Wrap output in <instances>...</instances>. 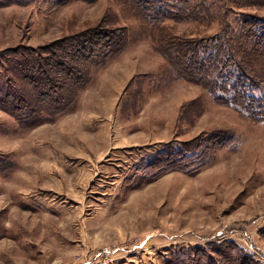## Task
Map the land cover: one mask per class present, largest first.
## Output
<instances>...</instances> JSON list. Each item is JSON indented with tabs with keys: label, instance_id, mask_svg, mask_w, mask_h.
I'll use <instances>...</instances> for the list:
<instances>
[{
	"label": "rangeland",
	"instance_id": "obj_1",
	"mask_svg": "<svg viewBox=\"0 0 264 264\" xmlns=\"http://www.w3.org/2000/svg\"><path fill=\"white\" fill-rule=\"evenodd\" d=\"M206 1V17L152 21L131 0H0L4 90L19 54L59 52L100 25L127 34L63 111L31 120L0 106V264H165L226 242L264 264V115L172 77L166 59L169 40L264 21V0ZM259 48L246 69L264 92ZM183 142L199 156L187 168L170 154Z\"/></svg>",
	"mask_w": 264,
	"mask_h": 264
},
{
	"label": "trees",
	"instance_id": "obj_2",
	"mask_svg": "<svg viewBox=\"0 0 264 264\" xmlns=\"http://www.w3.org/2000/svg\"><path fill=\"white\" fill-rule=\"evenodd\" d=\"M131 1L137 10L152 21L169 16L190 17L192 14L199 19L208 13L206 0ZM236 24V27L231 28L229 22L218 34L201 41L169 40L167 67L172 77L187 76L190 80L204 82L205 87L215 90L214 98L263 116L264 92L255 84L252 79L254 75L248 73L246 67L256 64L255 60L261 62L262 56L259 55L263 52L259 47H264V21L243 16L237 19ZM100 27L91 35L76 40L69 48L63 44L59 52L52 50L43 54L34 49L35 52H30L32 55L16 56L13 61L16 79L7 90L0 88V106L18 118L31 120L39 119L42 114L63 111L87 82L91 68L103 64L106 58L117 53L118 46L126 43L124 28L109 30L102 25ZM249 42H252L253 47L250 48ZM259 92L263 95L257 96ZM189 144L180 143L181 147L170 153L188 157L185 168L199 157L195 145ZM163 154H169V150H164ZM201 249L186 248L178 253L171 251L164 256V263L216 264L213 252L229 261L228 251L236 250L241 256L239 264H258L254 256L230 242L212 244L211 252L207 255ZM230 260L229 264H235L232 258Z\"/></svg>",
	"mask_w": 264,
	"mask_h": 264
}]
</instances>
